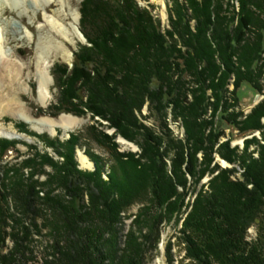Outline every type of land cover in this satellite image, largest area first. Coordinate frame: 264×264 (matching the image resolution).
<instances>
[{
	"label": "trees",
	"instance_id": "trees-1",
	"mask_svg": "<svg viewBox=\"0 0 264 264\" xmlns=\"http://www.w3.org/2000/svg\"><path fill=\"white\" fill-rule=\"evenodd\" d=\"M172 1L170 28L155 17L153 5L139 7L136 0L83 1L80 26L88 43L75 53L70 69L57 66L59 70L54 71L62 88L54 108L57 113L90 112L93 118L107 121L115 132L110 135L90 124L65 141L42 134L63 160L30 146L23 162L10 166L11 170L0 166V264H30L34 259L28 251L33 249L35 236L44 231L49 252L42 264H144V248L133 245L129 250L116 245L122 211L139 204L133 221L139 225L152 211L158 214L155 220H162L185 206V194L179 190L186 186L185 180L177 172H183L185 156L179 157L181 141L174 140L167 114L183 123L186 144L192 145L190 152L196 155L221 136L216 134L218 121L204 118L209 89L221 101L234 75V102L242 83L263 90L264 0H238V11L224 0ZM192 20L195 29L189 28ZM146 104L149 115L143 114ZM225 105L230 112V105ZM151 116L157 127L146 122ZM237 116L220 121L242 133L258 129L264 134L260 122L264 99L247 120ZM17 126L22 131L29 129L24 122ZM117 134L141 146L138 158L118 150ZM90 143L103 148L107 156L91 151ZM255 143L259 155L239 159L246 169V183L234 182L222 171L211 178L210 191L197 194L179 230L185 237L180 264H264V140ZM8 144L12 147L15 141H0V163ZM79 145L86 147L95 162L93 171L78 167ZM245 148L243 152L248 145ZM218 152L237 162L228 143H221ZM167 157L174 158L172 175ZM188 163L187 172L193 177L199 166V180L215 170L207 169L203 161L200 165ZM46 165L50 171L41 168ZM41 175L46 178L40 179ZM250 183L253 186L246 187ZM85 195L88 204H84ZM251 226L257 235L248 238Z\"/></svg>",
	"mask_w": 264,
	"mask_h": 264
},
{
	"label": "rangeland",
	"instance_id": "rangeland-1",
	"mask_svg": "<svg viewBox=\"0 0 264 264\" xmlns=\"http://www.w3.org/2000/svg\"><path fill=\"white\" fill-rule=\"evenodd\" d=\"M83 1L0 0V128L11 134L0 136V141L3 139L15 141V145L12 147L8 144V149L3 154V160L0 163L1 169L4 167L11 170L10 166L23 162L29 155L30 146L35 147L34 149L38 148L49 152L55 160H63L41 138L42 134L44 136L48 135V137L57 141H65L72 133L78 134L85 126L90 124H94L100 131H104L110 135L115 132V128L109 126L107 121L100 119V117L93 118L90 112L84 115H76L64 111L57 113V108H54V105L59 103V95L62 89L58 84L54 71L56 69L59 70L57 66H61V68L67 66L70 69L73 66L75 53L80 49L81 45L88 43L80 26ZM136 1L139 7H151L153 5L155 17L161 20L163 27L170 28L172 0ZM228 1L234 5L237 11L239 10L238 0H224L225 3ZM54 24L57 28L60 27V29L55 28ZM190 24L189 28L195 29L194 20ZM38 63L41 64L39 68ZM39 74L40 77L46 80L49 90L44 101L40 99L38 92ZM261 82L264 85V74H262ZM234 88L235 77L232 75L227 85L228 90L225 93L226 97L224 99L226 100L222 99L217 102L212 97L211 90L207 91V97L209 96L208 103L210 104L207 107L204 118L208 121L213 120L215 121L214 123L218 121L219 126L216 134L221 136H219L217 143L211 146L212 148L209 144H205L206 151L198 150L196 155L190 152L192 145L189 147L186 144V131L183 123L173 120L172 113L167 114L166 120L174 140L176 142L181 141L180 146L182 147L179 157L181 158L182 154L185 156V161L182 164L183 172H179L176 169L180 177H183L185 180L186 186L179 187V190L185 194V206L182 210L174 213V215L169 214L166 217L162 214V220H155L154 218L158 214L152 211L144 221L139 222L141 223L139 225H134L133 222L136 219L135 213L139 209V204H134L127 211H122L121 223L119 224L120 239L116 241V245L121 249H128L130 247L129 250H131L133 245L144 248L146 250L144 252V264H180L179 262L185 254V237H183L179 230L183 228L185 219L191 211L200 190H203V192L210 191L212 186L210 185V180L213 176L222 171H227L229 177L234 182L246 183L243 178V172L246 169L242 166L239 159L245 157L248 159L249 156L257 157L259 153L255 150L257 148L255 142L257 139L263 142L264 134L262 130L258 129L242 133L234 125L220 120L222 117H231L233 114L238 115L239 120H247V115L264 99V87L262 91H258L250 84L242 83L238 88L235 102L232 100L231 95ZM189 97L191 96L189 95ZM225 104L230 105V112L226 110L227 106ZM169 111L171 110L169 109ZM214 111L217 118H214ZM143 114L149 115L147 104L143 108ZM62 115H70L76 117L78 120L69 130L57 127L55 134L45 127L43 129L35 128L32 124L38 123L41 118L60 120ZM19 122L26 123L29 129L22 131L23 129L17 126ZM146 122L149 125L157 127L155 117L151 116ZM260 122L264 124V116H262ZM114 140L118 144L120 152L132 153L135 155V158H138L143 151L137 142L127 139L121 134H117ZM223 142L228 143L231 149H234V153L237 155V162L229 161L218 152V148ZM246 145H248V150L247 152H243L246 149ZM89 147L90 150L92 149L91 151L105 157L107 156V152L96 144L90 143ZM80 151L93 163L92 168L81 165L79 160ZM206 152L207 158L204 160ZM174 154L172 153V157ZM173 159L165 158L168 173L171 175L173 174L172 167L175 165ZM188 160L193 161V163L198 162V165L202 161L206 162L207 169L215 170L214 172H207L199 180L197 178L199 173L196 170L199 166L195 168L196 174L193 177L186 169L189 166ZM76 161L80 169L88 171L95 169V162L91 160L86 147L83 145L76 147ZM41 168L46 171L51 170L48 165ZM201 168L204 169L205 166ZM105 169L103 178L108 179V166ZM225 176L228 175L225 174ZM34 178L37 180L38 175ZM39 178L45 179L46 177L45 175H41ZM252 186L253 184L250 183L246 187L251 188ZM88 198L87 195L84 196V204H88ZM138 218L137 221L140 220ZM141 232H143V235ZM248 232V238L257 235L255 226L249 227ZM45 233L44 231V235L35 236L33 249L31 248L32 251H28L29 257L34 259V261L29 262L30 264H42L43 259L48 255L49 251L45 246L49 242V239ZM156 236L157 240L155 241ZM7 248H12L10 240H7Z\"/></svg>",
	"mask_w": 264,
	"mask_h": 264
},
{
	"label": "bare ground",
	"instance_id": "bare-ground-1",
	"mask_svg": "<svg viewBox=\"0 0 264 264\" xmlns=\"http://www.w3.org/2000/svg\"><path fill=\"white\" fill-rule=\"evenodd\" d=\"M55 28H57L56 25H55ZM57 29H60V27H58ZM79 34L81 35L80 32H79ZM40 66H41V64L38 63V68ZM38 80H39L38 92H39V95H40V99L42 101H44L46 99V96H47L48 92H49L48 85H47L46 80L43 77H40V74H39V79ZM9 106H10V101H9ZM77 120L78 119L76 117H72L70 115H62L60 117V120H55V119H52V118H41L38 123H32V122H29V123H32L33 126L35 128H38V129H43L45 127L47 130H50L53 134H55L57 127H61L64 130H69V128H71L73 125H75ZM7 134L9 135L10 133H8L5 130H3L2 128H0V136H4V135H7ZM79 160H80L81 165H83L84 167H87V168H92L93 167V163L81 151L79 152ZM224 163H226V162H224Z\"/></svg>",
	"mask_w": 264,
	"mask_h": 264
}]
</instances>
